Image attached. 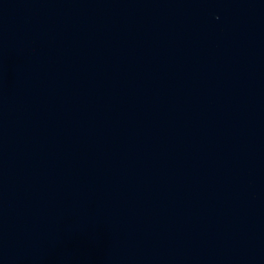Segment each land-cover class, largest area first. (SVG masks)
Returning <instances> with one entry per match:
<instances>
[{
    "label": "water",
    "instance_id": "water-1",
    "mask_svg": "<svg viewBox=\"0 0 264 264\" xmlns=\"http://www.w3.org/2000/svg\"><path fill=\"white\" fill-rule=\"evenodd\" d=\"M0 264H264V0H0Z\"/></svg>",
    "mask_w": 264,
    "mask_h": 264
}]
</instances>
